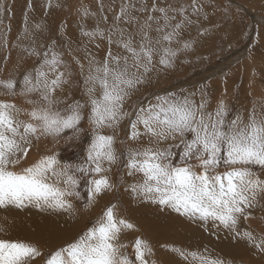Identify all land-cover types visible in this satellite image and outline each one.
Masks as SVG:
<instances>
[{"label": "snow or ice", "instance_id": "1", "mask_svg": "<svg viewBox=\"0 0 264 264\" xmlns=\"http://www.w3.org/2000/svg\"><path fill=\"white\" fill-rule=\"evenodd\" d=\"M209 5L220 10L214 0H39L47 14L67 9L70 33L66 20L53 28L34 15L38 0H24L13 39L14 4L0 0V213L76 216L110 195L54 246L0 237V264H264V89L251 91L264 68L253 70L243 101L226 91L213 99L205 84L148 91L208 35L205 23L219 28ZM65 137L87 141L75 162L42 149ZM132 203L175 213L209 242L224 232L247 258L171 241L158 245L170 256L162 261L126 215Z\"/></svg>", "mask_w": 264, "mask_h": 264}, {"label": "rangeland", "instance_id": "2", "mask_svg": "<svg viewBox=\"0 0 264 264\" xmlns=\"http://www.w3.org/2000/svg\"><path fill=\"white\" fill-rule=\"evenodd\" d=\"M9 2L14 4L15 11V18L11 21V37L14 39L17 30L21 26V10L24 7V0H9ZM75 2L76 0H69V3ZM116 2L119 3V0H116ZM214 3L219 6L220 10L215 11L213 6L209 5L206 11L212 23L219 25V28L213 29L212 24L205 23L204 27L209 29L208 35L200 39V42L195 46L191 54L186 57L181 56L173 68L161 72L159 78L153 80L151 88L148 90L150 94L153 92L162 94L164 91H176L178 89L191 90L197 85L205 84L208 85V90L212 94L213 99L219 97L225 91L227 92L228 99L232 102H235L237 93L241 101L245 99V93L249 90L250 81L253 80V70L255 69L258 73L264 68V12L262 10L264 9V0H214ZM252 3L255 4V7ZM225 5L230 9L227 16L223 12ZM34 15L37 19L45 16L48 24L53 28H56L62 20H66L69 32H75L74 17L68 15L66 8L52 9L50 14H47L40 11L38 0V7ZM7 22L6 20L5 23ZM192 35L195 36L196 33L193 31ZM15 54L16 52L13 51V60L16 58ZM2 65L3 62H0V66ZM262 89H264V83L257 76L255 83L251 86V91L253 95H259ZM77 98H79V93H77ZM67 135H71V133H67ZM65 140L66 137L59 141H52L51 138H48V142L42 145V149H55L61 157L69 160V162H75L79 156L83 155L82 149L87 141H69L66 143ZM117 195H120V193L118 192ZM109 198L110 195L103 197L95 208L91 209V212L85 210L81 204L78 211V215L80 214V216L73 221L76 224L74 225L76 230L74 229L64 240L72 238L78 231L82 230L88 224L90 218L100 212L105 201ZM123 199L125 198L123 197ZM87 211L90 214L86 213ZM46 214L49 215L51 213ZM129 217L145 235L139 226L138 217ZM70 223L68 222L64 227L68 229L66 226ZM251 223L253 227H256L255 221ZM196 230L198 229L194 225L183 227V232ZM40 231L41 228H39L38 222L31 220L30 229L23 238L38 243L42 248H47L46 245L37 240ZM178 231L180 232V230ZM9 232L10 229H7V237ZM32 232L33 234H31ZM136 234L138 233L129 234L130 238ZM147 237L153 244L155 243L150 235ZM220 237L224 238V235L221 234ZM43 239L50 242L49 247L56 245L55 243L59 244L64 241L51 240L47 235ZM163 254L169 257L165 252ZM159 257L161 256L159 255ZM245 258L247 257L245 256ZM254 260H258L260 263L259 257L253 258Z\"/></svg>", "mask_w": 264, "mask_h": 264}, {"label": "bare ground", "instance_id": "3", "mask_svg": "<svg viewBox=\"0 0 264 264\" xmlns=\"http://www.w3.org/2000/svg\"><path fill=\"white\" fill-rule=\"evenodd\" d=\"M124 198L127 200L129 199L127 197ZM88 211L91 212V209ZM88 211L86 213L90 214ZM126 215L138 217L139 219L138 223L139 226L141 227V230L144 231L146 236L150 235L152 240L155 241L154 244L157 245V249H158L157 251L158 254L161 256L160 259L162 261L170 259V256L169 257L165 256L163 254V252L165 251L159 249L158 245L164 242H171V241H176L180 244L193 245V246L204 243V244H208L209 248L215 247L218 252L224 254L239 253V254H243L246 257L248 255L246 250L241 248L242 246L234 247L233 246L234 242H230L224 232L220 233V235L221 234L224 235V238L221 237L220 239H218L216 236H211L210 237L211 242H209L208 233H201V231L199 230L192 232H187L188 231L187 230L183 232V227H188V226L181 220L176 219L175 213L161 212L160 210H158L157 206L155 205L149 204V205L141 206L140 204L132 203L130 207L126 206ZM5 216H7L6 221L4 220ZM79 216L80 214L78 215V213L76 216H69L68 214L60 215L53 213L48 215L46 213H40L39 211H33V210L32 211L29 210L24 213H16V212L0 213V226H3L6 230L10 229L8 237L6 236L5 232H1L0 237L11 238V239H15L17 237L23 238L24 236H26L27 231L30 229L31 220H35L38 222L39 228H41L37 240H39V242L41 241L42 244L46 245V247H49L50 242L45 241L43 237L47 235L49 238H51V240H55L58 242L64 240L76 228L74 227V225L76 224H74L73 221L74 219L76 220V218ZM68 222L71 223L66 226L68 228L66 229L64 226ZM57 225L59 226L58 228ZM178 230H180V232ZM31 234H33V232ZM52 238H59V239H52ZM253 263L260 264L258 260H254Z\"/></svg>", "mask_w": 264, "mask_h": 264}, {"label": "crops", "instance_id": "4", "mask_svg": "<svg viewBox=\"0 0 264 264\" xmlns=\"http://www.w3.org/2000/svg\"><path fill=\"white\" fill-rule=\"evenodd\" d=\"M253 4V6L255 7V4L254 3H252ZM263 10V12H264V9H262Z\"/></svg>", "mask_w": 264, "mask_h": 264}]
</instances>
